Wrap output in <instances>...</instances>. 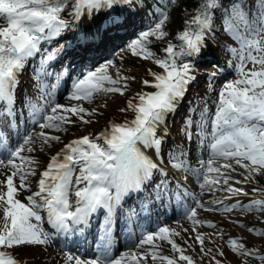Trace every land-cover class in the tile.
Segmentation results:
<instances>
[{"label": "snow or ice", "instance_id": "6c2138e0", "mask_svg": "<svg viewBox=\"0 0 264 264\" xmlns=\"http://www.w3.org/2000/svg\"><path fill=\"white\" fill-rule=\"evenodd\" d=\"M65 2L66 0H0V108L6 116L13 114L14 108L9 106L16 103L18 78L26 62L40 52L42 42L59 36L67 28L68 23L61 16ZM115 2L116 0H73L75 15L79 17L85 8L98 10ZM257 4L258 15L255 20H250L248 13L235 3L222 16L225 31L241 45L239 50L228 49L230 53L238 56L240 64L237 69L238 77L222 86L214 115L205 119L202 114L198 124L201 144L207 141L208 158L199 160V167L193 168L184 158L182 151L169 149L167 153L172 167L186 173L191 172L198 181H202L201 189L207 187L211 190L223 179V184L228 185L224 190L239 195L243 190L229 185L231 177L222 169H231L234 172V164L239 165L248 172L245 180L253 173L264 171V0H257ZM219 6V0H203L198 14L185 21V28L179 34L180 51L177 52L176 46L169 43L164 49L166 55L155 59V63L163 69L162 73L149 70L154 77L151 86L156 91L138 93L137 103L128 101V109L134 112V118L130 122L112 123L110 129H105L95 139L85 135L65 144L59 152L50 157L46 168L39 173L40 178L36 180L37 187L33 191L32 183L37 175L38 161L27 155L33 152L29 145H34L37 140L41 145L48 144L49 141L60 142V136L49 135L43 130L66 131V125L76 123L72 117H78L85 124L91 123L90 120H85L82 114L91 116L96 112V109L89 112L79 105L65 106L53 103L51 90L45 93L43 88H39V106L31 101L29 106L32 109V123L42 131L35 136L26 135L22 144L8 152L6 160L0 158V169H10L8 173L0 171V176L5 177L0 179V209L4 219L3 228L0 229V248L48 244L50 234L40 223L44 220L43 210L47 213V223L58 231L67 232L72 226L86 222L98 209H106L111 214L124 195L139 191L145 182L151 181L155 173H159L162 178L167 177L166 169L161 166L163 157L160 161H154L153 156L162 149L166 136V117L176 110L177 104L186 94L187 85L195 79L191 75L192 65H178L177 57L199 54L205 46L204 41L212 34L213 10ZM168 19L167 12L161 11L156 23L148 31L141 32L139 38L129 45V49L136 55L143 54L144 59L152 58L155 54L148 50L149 38H164L167 35L164 25ZM115 27L120 25L115 24ZM51 59H54V56H41L45 71ZM248 63L254 65L250 70H246ZM113 65L114 62L108 60L103 65L83 73L82 77L72 84L68 99L91 102L98 93L123 95L127 84L125 83L123 88L116 86L122 81L109 75V68ZM256 65L259 67L256 68ZM215 75V72L210 73L212 77ZM37 79H40L39 75ZM143 83L148 85L150 82L145 80ZM2 119L3 117H0V120ZM209 120L211 133L207 128ZM190 126L191 119L188 118L185 121V135L189 140L192 133L187 129ZM158 130L163 134L158 135ZM101 140L103 144L98 142ZM4 143L3 129L0 128V145ZM142 149L154 151L146 155ZM221 158L226 162L214 167L215 161ZM227 161H234V164ZM210 173L216 175L210 177ZM16 179L18 184L14 182ZM163 183L164 180L161 179L154 187L159 188ZM253 191L264 190L254 188ZM21 193H27L24 200L19 198ZM212 203L223 204V201L215 200ZM240 206L237 202L225 207L224 211L231 212ZM197 207L203 208L204 205L197 201L196 206L190 208L186 215L193 223H202L195 219ZM243 207L249 210L253 207L264 208V200H253ZM208 223L209 226H215L211 222ZM179 235L180 232L175 229L161 226L156 231L146 232L138 244L141 248L145 245L152 246L153 261L159 259L167 264H177L174 258L161 255L155 250L157 239L167 241L174 251L179 252V260L194 264L192 257L185 255L184 249L171 238ZM195 240L199 242L203 252L204 235L198 233ZM229 245L234 252L245 254L243 245L236 239L230 240ZM210 252L211 249L208 250V253ZM220 254L223 255V252ZM260 259L264 261V256ZM98 260L100 264H126L128 261H136V264H139L135 254H124L119 258L104 254L102 258L92 260H82L70 253L66 255V264H98ZM0 264L20 262L9 252L0 251ZM216 264L220 262L216 261Z\"/></svg>", "mask_w": 264, "mask_h": 264}, {"label": "rangeland", "instance_id": "374dc122", "mask_svg": "<svg viewBox=\"0 0 264 264\" xmlns=\"http://www.w3.org/2000/svg\"><path fill=\"white\" fill-rule=\"evenodd\" d=\"M248 1L249 0H247V3H249ZM223 2L224 1L219 0L220 6L213 10V23H217V25L222 29V33L219 37H212L213 44L210 47V53L215 54L217 62L205 60L202 57H198L197 55L192 57H177L178 65L181 63H190L192 65L191 75L194 76L195 79L187 85L186 94L178 103L179 105H181V108L179 109L178 107H176V110L168 114V116L166 117L165 125L167 130L164 142L162 144V149L159 151L161 154H163L164 149L167 148L166 144L168 142H174V138L180 137L181 141H183L182 137L185 133L183 132V127H185V121L187 120V117L194 121V116L199 117V114H203V116L207 115V108L205 106H202L203 104L206 103V106L208 107L209 114L207 116V119L213 116L216 111V105L222 86L228 81L234 80L238 77L237 69L240 64V60L236 54L230 53L228 49L235 48L239 50L241 45L232 37V35L227 33L225 31V28L223 27V23L221 22V20L223 14L226 12V8L224 7ZM163 3L165 4V6L162 8L161 5ZM158 5L160 6V8ZM248 5L251 6L252 4L250 3ZM107 6L108 5H105L104 7L98 9V11L95 9H83L84 11L83 13H81L82 15L80 16V19L82 18L81 22L83 24V27H86V32H88L89 29L92 30V27L95 26L97 22L101 21V19L107 17V12L109 11L106 9ZM169 8L170 2L168 0H164V2L163 0L155 2L149 1L147 3V6H140L139 8L132 11L133 13L125 16L123 19L125 22L120 27H113L114 32L122 30L121 33L125 34L124 39L121 41L123 42V44H121L119 47H114V44L116 41L120 42L121 39H119L117 36L109 37L107 34H112L111 31L104 29L102 32L98 26V36H104L103 40L105 41V44H110L114 41L115 42L112 45V48L114 49L112 51L109 50L110 53H108L107 55L101 56L102 58H100V60L92 65V69L93 67L96 68L100 65H103L108 60L113 61L114 65L109 68V75L111 73L113 74L114 79H121L122 83L116 85L117 87L123 88L124 84H127V88L124 90V94L121 95L120 93H98L96 94L95 98L89 103L86 100L79 101L80 104L76 105H81L89 112H91L93 109H96V112L91 116H89L87 113L82 114L84 116V119L90 120L91 123L85 124L80 121L78 117H72V119L75 120L76 123L66 125V131L57 132L53 129L43 130L45 132L50 131L52 135L60 136V142L49 141L48 144L41 145V143L37 141L34 145L29 146H32L36 152L44 151L50 156L53 155L57 150L56 146H64L63 144L69 143L74 139H79L85 135H88L90 138L95 139V137L98 136L102 131H104L105 129H110L112 123L123 124L126 122H130L134 118V112L131 109H128V101L132 100L133 103H137L138 93L155 92L156 89L151 86L152 83H154L153 76L152 80H150L151 82L149 81L150 83L148 85H145L143 81L149 79L147 74V71H149V69L152 70L153 68L155 69V67H157V70L154 71V73H162L163 69H161L158 65L155 66L156 63L154 60V56L150 59H144L143 54L136 55L131 50L127 49L126 46L130 41L133 42L137 40L141 32L148 31L150 27L154 25L158 20L159 13L161 11L167 12V15L172 16L174 14V10H171ZM255 10L256 12L253 17H251L249 14L250 20H255V18L257 17L258 5H256ZM61 16L63 19L68 18L65 19L68 23V26L63 30L68 33L72 20L77 16L75 15V12L70 17H66L62 12ZM96 20L97 22H95ZM94 23L95 25H93ZM129 24H132V29L134 27L137 28V26L140 27L138 29H141V31H139V33L136 31V33L131 36V40L127 39L126 41H124L132 32V30L127 29V26ZM208 38H211V35H209ZM65 39L67 38L55 40H53L52 38L51 40L46 41L45 44L41 43V50L39 54H36V60L31 61V65L34 66L33 70L35 68L37 69L39 65L38 60L41 59V56L46 55L47 51H50L51 47H57L59 43H61ZM90 43L93 44L94 40H92V42ZM102 46L105 45L103 44ZM148 50L153 52L154 54L158 53L157 49L149 43ZM89 52H91L90 49H81L79 53H87L88 58H90L92 54H90ZM65 58L66 56H64V60L62 61L63 63L61 64V66H67ZM227 63L230 66V69H228L229 72L221 75L224 73H222V69H227ZM253 67L254 65L248 63L246 65V70H250ZM255 67L258 68L259 66L256 65ZM213 72L216 73L214 77L210 76V73ZM53 102L65 106H71L77 101L69 100L68 98L63 100L62 98H57ZM121 109H125L126 111H121ZM198 109H200L201 111H198ZM190 112L193 116L189 115ZM197 112H199L198 115ZM194 128L195 126L190 129V132L193 133L192 135L196 136L197 133L194 132ZM207 128L208 132L211 133L212 127L210 120ZM30 129L33 130V133H31V135L33 136H35L36 133L40 132L38 131V129L40 128L35 125L28 128V130ZM40 130L42 131V129ZM158 135H162L160 130H158ZM98 142L103 144L102 140ZM195 144H197V142L194 143V141L192 140V148L195 147ZM205 148L206 150L208 149L206 145ZM194 150L197 151L196 149ZM145 153L149 154L150 151L148 150ZM187 154H189L186 155V159H189V165L199 167L198 155L193 151L190 153L188 151ZM35 155L37 157L36 161H38V165L40 164L41 167L42 164L41 162H39L40 160H38L37 154ZM201 158H203V156H201ZM230 162L234 163V161H229V163ZM245 163L249 162L245 161ZM234 167L236 168V171H234L235 174L239 176L237 179L238 181H241V183H236L235 187L240 188L243 191L239 195H234V197H232L235 200L232 204H236L237 202H239V204L241 205L240 207L233 209L231 212H225V204L223 206L222 204H213V201L220 200V197L215 193V191L220 188L219 186H215L212 188V191L201 189L198 193H195L194 197L190 198V204L192 207L196 206L197 201H199L200 204H203L204 207H206L205 209H219L218 211L207 210L208 219L202 216H200V218L196 217L195 219L198 221H202V223H193V220L187 218L186 212L183 213L180 211L177 212L175 216H172L168 218V220L163 221V224L165 226L180 232L179 236H174L171 238L174 239L176 243L184 249L185 255L192 257L194 264H216V261H219L220 264H239L243 257L247 255L249 251H251V249H260L264 244V234H260L264 233V225L261 224L264 219V208L257 209L256 207H253L251 210H249L246 207H243L244 205L252 203L253 200H264V191H253L254 188L264 190V184L262 185V183L260 182V179H264V171H261L260 173H253L247 180H245V177L248 176L247 170L235 164ZM229 171L231 173V170ZM170 187L171 185L169 184H166V186H162V188L159 187L161 188L160 197H162L165 192H172V189H170ZM244 193H247V195H245ZM133 201L134 199H131L130 203H132ZM180 206L182 207L183 205H176L175 211H178ZM204 207H197V212H202L204 210ZM123 219L124 218H121V220ZM237 221H239V223H237ZM208 222H211V224L215 226H209ZM3 224V211L2 209H0V229L3 228ZM185 227L187 228V231H184V229H186ZM198 233L203 234L205 237L203 252L201 251L199 242L195 240V236ZM232 239H236L239 244L243 245V252L245 254L242 255L240 252H234L232 250L229 245V241ZM155 243L157 245L155 250L161 255H167L171 258H174L177 261V264H187L186 261L179 260V252L174 251L171 245L167 243V241H160L157 239ZM209 249H211L210 253H208ZM0 251L9 252L16 260L20 262V264H53L45 256L44 250L37 245L25 244L14 246L12 249L0 248ZM118 252H121V254L129 255L134 252L135 256L137 255L139 264H167L166 261L162 262L159 259L153 261L151 259L152 246L149 245H145L143 248H140L138 243H134L133 245L126 247L124 250H119ZM221 252H223V255L220 254ZM143 257H146V259H142ZM127 263L136 264V261H128Z\"/></svg>", "mask_w": 264, "mask_h": 264}, {"label": "bare ground", "instance_id": "6f19581e", "mask_svg": "<svg viewBox=\"0 0 264 264\" xmlns=\"http://www.w3.org/2000/svg\"><path fill=\"white\" fill-rule=\"evenodd\" d=\"M95 10H97V9H95ZM98 11V10H97ZM113 16V14H111V13H108L107 14V17H112ZM99 19H101V18H99ZM95 22H97V20L95 21ZM97 23H101V21H99V22H97ZM93 25H95V23L93 24ZM84 35H82V36H79V38L76 40L77 41V43L78 44H81V45H79V47H80V50L77 52V53H74V56H75V64H76V66L77 67H80V65H81V63L83 64V63H86V64H88V63H92V62H94V61H96L98 58H100L101 56H105V55H107L108 53H110L109 52V50H113L114 48H112V46H110V44H108V43H104L105 41L103 40L104 39V37L103 38H100V37H98V36H94L93 34H92V37L93 38H96L97 39V41H96V43H97V46H95L94 44H92L91 45V43H88V44H86V40H88L89 39V35L84 31ZM115 42V41H114ZM114 42L112 43V45L114 44ZM117 42L118 41H116L115 42V44H117ZM132 42L130 41L128 44H127V46H126V48L127 49H129V45L131 44ZM105 45V46H102V45ZM114 44V45H115ZM90 46V47H89ZM92 46H95V51L93 52V53H91L92 54V56L90 57V58H88V55H87V53H82V54H80L79 56H77V54L81 51V49H87L88 47H89V49L91 50V52L93 51L92 50ZM102 46V47H101ZM67 47V46H66ZM66 47H64L63 48V50H62V46H61V48H58V49H56V50H54L53 51V53H50L49 55H52V56H54V59H56V56L60 53V51H62V52H64V51H66L67 49H66ZM130 50V49H129ZM81 55H83V56H81ZM56 61V60H55ZM50 62H53V59H51L48 63H47V65H46V71H45V68H44V66H40V68L38 69V70H36L35 71V73H33V72H31L32 73V75H34V77H36V76H38L39 75V77H40V79L38 80L37 79V77L35 78L36 79V82L34 83V87H35V89L37 90V93L39 94V88H46V90H45V93H47V91L50 89L51 90V93H56V91L57 90H62L63 89V84H64V82H65V78L67 77V75H68V73L67 72H69V69H72V68H68L67 66H68V64H67V66L66 67H64V69H63V71H62V73H58L56 70H54L53 68H52V65H50L49 66V63ZM95 67H93V69H94ZM75 71L74 72H71L72 73V83H74L75 81H76V76L78 75V70H76V68H73ZM90 69V68H89ZM80 71V70H79ZM110 75L113 77V74H111L110 73ZM114 77H116V76H114ZM51 78H53V79H51ZM39 86V87H38ZM107 86V85H106ZM72 91V88H70L69 89V94H70V92ZM30 101L31 102H34V103H37V106H39V102L37 101V97H36V95L34 96V94L33 93H31V97H30ZM18 102H19V99H18ZM18 102H16L15 103V105H11V106H9V107H12V108H14V111H13V114L11 115V116H8V117H11L13 120H15L16 121V123L18 124V125H21V127L22 128H25V121L24 120H22V117H21V112H20V106L17 104ZM88 103H89V101H88ZM76 104H80V102L79 101H77L76 103H74L73 105H71V106H74V105H76ZM19 106V107H18ZM81 106V105H80ZM176 107H178L179 109L181 108V105H179V104H177V106ZM29 113H32L31 111L30 112H28L27 114H29ZM198 113L199 112H197V115H198ZM189 115H192V113L190 112L189 113ZM208 115V114H207ZM207 115H204V118L205 119H207ZM193 116V115H192ZM201 116H202V114H199V117H197V116H195L194 118H195V121H192L191 120V126L187 129V131L188 132H190V129H192V127L193 126H196L197 127V129L196 130H194V132H196L197 134H196V141H197V144H196V149H197V153L198 154H201L202 156H204V155H208L209 154V151H204V145H205V143L204 144H201V133H200V129H199V127H198V124L200 123V121H201ZM0 117H3V119L2 120H0V128H2V126H4V128H5V131H6V129L7 130H9L10 129V127L7 125V122H8V118H7V116L5 115V112H4V110L2 109V108H0ZM28 117H30L29 115H28ZM32 117V116H31ZM4 119H6V121H4ZM187 119H188V117H187ZM4 123V125H3V123ZM183 132H185V127H183ZM47 133L49 134V135H52V133L50 132V131H47ZM193 134V133H192ZM184 141H187V143H185L184 145H179V151H182L183 152V154H184V156H185V154H187V152H188V150H191L190 148H192V145H191V140H192V135H191V139L189 140L187 137H186V135H185V133H184ZM6 138L7 137H5V140H6ZM71 142V141H70ZM67 144V143H66ZM63 145H65V144H63ZM175 145H177L178 146V141L176 140V144ZM64 146H56V151H55V153L53 154V155H55L57 152H59L62 148H63ZM143 151H145V152H147L148 150L150 151V153L149 154H146V155H150L154 150L153 149H142ZM199 150V151H198ZM35 154H37V156H38V160H40L39 162H41V167H40V164L38 165V168H37V175H36V177H34L33 178V183H32V189H33V191H35L36 190V187H37V185H36V180H38L40 177H39V173L42 171V170H44L45 168H46V166H47V164H48V162H49V159H50V157L51 156H53V155H48V154H46V152H44V151H40V152H36L35 150H33V152L32 153H27V155H30L33 159H35L36 160V155ZM208 157H206L205 156V158H203V160H206ZM153 159H154V161H160V159H158L157 157H156V155L155 156H153ZM167 160H162V167L163 168H165L166 169V171H167V177H169V178H172L173 179V181H174V184H175V188L176 189H174V191L175 192H179V194L177 195V198H182L183 200L185 199V200H187L188 198H189V196H193V195H195L194 193H191V192H195L196 191V193H198L200 190H201V187H200V184L202 183V181H198L197 180V178L194 176V175H191V174H188V173H186V172H184V171H182V170H180V169H177V168H175V167H172L171 165H170V163H169V157H167L166 158ZM202 158H201V156H199V160H201ZM20 161L17 159V163H19ZM226 161H224L222 158L221 159H218V160H216L215 161V163H214V167H218V166H220L221 164H223V163H225ZM228 163H229V161H227ZM231 163V162H230ZM234 164V163H233ZM198 165H199V161H198ZM194 168H196V167H194ZM229 170H231V169H222V171H224L225 172V174L226 175H229L230 177H231V179H229V185H231L232 187H234V188H236L235 187V184H236V181H238V177L239 176H237L236 174H235V172H233V171H231V173H230V171ZM0 171H2L1 169H0ZM6 171V173H8L9 172V170H5ZM216 174L215 173H210L209 174V176L210 177H214ZM5 177H2V176H0V179H4ZM73 180L75 181V176H73ZM157 181H158V179H157ZM14 182L15 183H17L18 184V179H16V180H14ZM159 182V181H158ZM195 182V183H194ZM157 184V183H156ZM155 185V184H154ZM154 185L150 188V189H148L147 188V192L144 194V196H143V199H142V201L141 202H138V203H135V205L134 206H137L136 207V210H134L132 207H130L129 205H128V209H126V210H124L123 209V207L122 206H120V207H116V205L114 206V208L117 210V214H118V216H120V217H122V216H124V219H126V220H130L132 217H133V219H139V218H137V216H140V214L141 213H137V212H135V211H137L140 207H142V212L145 214V217H144V219L147 221H151V219H150V210H149V207H148V204H149V202L151 201V199L152 200H154V204H155V208H157L158 206L157 205H160L161 204V201H160V198H159V195H158V191H157V189L158 188H156V187H154ZM83 185H81V187H82ZM219 186V188L220 189H217L216 191H215V193L217 194V196H219L220 197V200H222L223 201V204H222V206L225 204V207H227V206H230L235 200L232 198V197H234V195L232 194V193H229V192H227V191H225L224 189H226L227 187H228V185H225V184H223V179H221V183L218 185ZM190 188H191V190H190ZM184 190V191H183ZM203 190H208L207 189V187L205 188V189H203ZM209 191H212V189L211 190H209ZM220 194V195H219ZM23 195H27V193H21L20 194V196H19V198L21 199V200H24L23 199ZM232 198V199H231ZM73 200L75 199L74 197L72 198ZM231 199V200H230ZM177 201H178V199H177ZM176 201V202H177ZM188 204H189V199H188V202H187ZM187 203H186V207H185V210H186V213L188 212V210L190 209V208H192V207H188V205H187ZM206 206V205H205ZM113 208V209H114ZM206 207H204V210L202 211V212H197V218L199 217L200 218V216H202V217H204V218H207V216H208V211H207V209H205ZM157 210L158 211H160L159 210V208H157ZM161 211H163L162 210V206H161ZM113 212V211H112ZM153 210H152V214H153ZM204 212V213H203ZM113 215V213H111V214H109V216H112ZM154 215L155 216H152V219H156L155 220V222H160V227L161 226H165V225H163L162 223H161V221L160 220H157V219H159V217L160 216H162L163 214L161 213V215H159V214H157L156 212H154ZM44 217L45 218H47V213H46V210H45V213H44ZM195 217V218H196ZM90 219H91V216L89 217ZM161 218H163V217H161ZM203 218V219H204ZM208 219V218H207ZM141 220H138V222H137V224H139V222H140ZM91 222H88L87 224H90ZM110 223H112V221H110V219H109V223L107 224V226H110ZM95 225V223H94V220H93V223H91L90 225ZM199 224V223H198ZM80 225H74V226H72V228H71V230L73 229V230H75V229H77V230H79V231H83V229H81L80 227H79ZM121 227H123V226H121ZM138 227H139V225H138ZM193 227V226H192ZM81 230H80V229ZM154 228V227H153ZM186 228V227H185ZM187 229V228H186ZM72 230V231H73ZM191 230V229H190ZM126 231H128L129 232V228H128V226L124 229V234L126 233ZM189 231V230H188ZM198 231V230H197ZM181 232H182V230H181ZM190 233V232H189ZM188 233V234H189ZM129 234V233H128ZM55 235L56 236H58L57 238H61V235L60 234H58V233H55ZM192 236V235H191ZM184 237H187V236H184ZM113 236L111 237V240L113 241ZM50 239H53V235L52 234H50ZM37 246H39L40 248H42L43 250H44V253H45V256L47 257V259L48 260H50V262H52L53 264H56V263H60V264H66V255L67 254H69L70 252H68V251H66V250H63L64 252H59L58 250H56L55 248H54V246L52 247L49 243L48 244H46V245H37ZM79 248L82 250V254L85 252V251H89V250H93L92 249V244H91V241L90 240H86V242H81V245L79 246ZM99 248V246H96L94 249L95 250H97ZM141 248V247H140ZM80 251V250H79ZM80 253V252H79ZM80 253V254H81ZM127 253H130V252H127ZM132 254H135L134 252L132 253ZM118 255V254H117ZM121 255H124V254H121V252L119 253V255L118 256H116L117 258H119V256H121ZM147 256V255H146ZM136 257H137V255H136ZM82 259V258H81ZM98 264H100V263H98ZM126 264H128L127 262H126Z\"/></svg>", "mask_w": 264, "mask_h": 264}, {"label": "trees", "instance_id": "16d2710c", "mask_svg": "<svg viewBox=\"0 0 264 264\" xmlns=\"http://www.w3.org/2000/svg\"><path fill=\"white\" fill-rule=\"evenodd\" d=\"M155 2L159 0H116L113 6V12L116 15H121L124 12H132L140 6H147L148 2ZM224 1V6L227 8V11L230 10V7L233 3L237 5V7H242L245 12L251 14V16L255 15V7L257 4V0H250L252 2V6H248L246 4L247 0H221ZM203 3V0H171L170 8L174 10V14L172 16L168 15L169 19L164 25V31L167 35L164 38L158 37H150L149 44L153 45L157 49V54L154 55V58H163L166 53L164 49L168 46L169 43L175 45V50L177 52L180 51L181 41L179 40V34L185 28V21L190 19L191 17L198 14V8ZM74 3L73 0H66L63 13L66 17H70L74 11ZM250 12V13H249ZM224 27V21H221ZM222 33V29L217 25L213 24L212 37H219ZM207 45L201 48L200 54L205 56L208 51V47L211 44L209 40H207ZM208 46V47H207ZM148 78L150 80V75L148 74ZM260 182L264 184V179H260ZM263 222V223H262ZM261 224L264 225V219ZM264 256V244L260 249H251L243 257V259L239 262V264H264V261L260 259V257Z\"/></svg>", "mask_w": 264, "mask_h": 264}]
</instances>
